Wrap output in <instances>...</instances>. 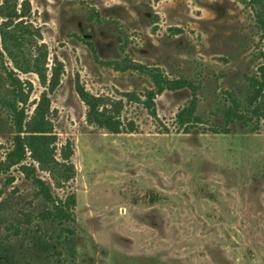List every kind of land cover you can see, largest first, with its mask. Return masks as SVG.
I'll return each instance as SVG.
<instances>
[{"label": "rangeland", "instance_id": "obj_1", "mask_svg": "<svg viewBox=\"0 0 264 264\" xmlns=\"http://www.w3.org/2000/svg\"><path fill=\"white\" fill-rule=\"evenodd\" d=\"M14 1L17 10L26 3L32 41L45 44L48 68L58 72L48 118L57 152L70 144L74 176L52 193L73 194L75 205L63 226L72 232H63L66 249L41 245L62 234L47 223L33 221L35 247L13 235L46 204L11 168L0 175V244L21 264H264V119L247 104L252 80L260 81L264 37L250 6ZM11 71L27 117L44 90L35 74L13 70L0 48V161L11 148ZM153 76L182 88L156 93ZM78 88L101 99L118 133L87 122ZM184 108L194 113L181 122Z\"/></svg>", "mask_w": 264, "mask_h": 264}, {"label": "trees", "instance_id": "obj_2", "mask_svg": "<svg viewBox=\"0 0 264 264\" xmlns=\"http://www.w3.org/2000/svg\"><path fill=\"white\" fill-rule=\"evenodd\" d=\"M238 1L249 5L253 10L264 37V0ZM25 5L26 3H23L22 9L17 10L15 1H2L0 18L3 22L0 23V48L11 61L13 70L22 74H35L44 90L33 114L27 117L24 109L18 108V104L26 103V96L23 95L21 84L14 78L15 73L8 72L12 82L16 81V86L10 84L11 90L6 101V108L12 120V136L11 148L5 154L4 160L0 161V175L6 176L11 168L18 167L24 179L32 186L34 196L46 204V208L36 217L27 218L21 225L13 226V235L23 236L35 247L40 243V238L36 237L37 227L33 226L34 220L37 224L42 222L51 227H58L62 234L54 239V243L45 241L41 243L47 252L55 253L58 252V248L60 250L68 248L69 236L64 235L63 232L70 231L63 226L73 220L71 207L75 205V198L73 194L66 195L64 198L54 196L52 187L63 188L73 179L74 167L70 162L73 153L69 143H66L57 152L56 138L48 118L50 112L48 94L56 88L59 76L55 69L49 70L48 68L45 44L32 41L33 34L31 32L34 30L30 24L23 20L27 15ZM259 75L260 81L255 78L250 84L251 93L247 104L253 106V109L250 110L252 115L264 119V64L259 68ZM153 80L156 93H161L164 90H178L183 85L178 81L173 82L158 76H153ZM77 93L87 108L86 120L88 123L118 133L117 129H111V120L105 115L101 99L86 93L82 88H78ZM193 113L194 108H184L177 114V119L184 122L187 117H192ZM153 115L155 114L153 113ZM231 115L235 116L236 114L232 112ZM237 117L243 118V116ZM26 160H29L30 163H27ZM38 171L46 173L51 183L43 180L37 174ZM12 181L13 178L7 177V184H11ZM1 194L0 192V197ZM0 264L21 263L14 258L6 246L0 244Z\"/></svg>", "mask_w": 264, "mask_h": 264}]
</instances>
